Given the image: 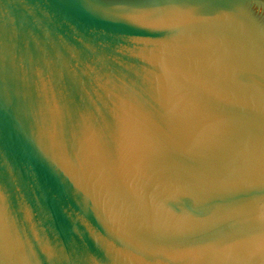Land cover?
Returning <instances> with one entry per match:
<instances>
[{
  "label": "water",
  "instance_id": "obj_1",
  "mask_svg": "<svg viewBox=\"0 0 264 264\" xmlns=\"http://www.w3.org/2000/svg\"><path fill=\"white\" fill-rule=\"evenodd\" d=\"M0 264H264V0H0Z\"/></svg>",
  "mask_w": 264,
  "mask_h": 264
}]
</instances>
